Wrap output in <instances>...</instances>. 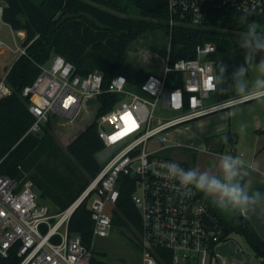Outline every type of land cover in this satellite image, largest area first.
<instances>
[{"label":"built area","instance_id":"built-area-1","mask_svg":"<svg viewBox=\"0 0 264 264\" xmlns=\"http://www.w3.org/2000/svg\"><path fill=\"white\" fill-rule=\"evenodd\" d=\"M263 7L264 0H167L168 46L162 72L147 74L132 89L124 74L103 86L101 71L80 74L59 54L40 64L34 82L21 92L30 98L27 107L34 116L27 132H38L53 115L72 121L89 101L99 106L98 96L104 92L116 94L117 100L96 118L103 142L97 152L103 157L100 170L64 209L52 210L40 201L30 178L20 181L0 173V254L15 248L20 257L17 264H90L94 240L107 236L112 227L110 209L119 196V177L130 176L140 222L134 238L140 252L136 264H159L166 257L171 264H210L224 226L200 190L168 174L166 164L187 171L185 162L162 151L179 145L166 135L169 128L248 99L238 95L205 104L204 99L218 87L216 45L205 42L196 47L194 57L169 63L171 30L180 23L203 27L210 18L257 13ZM2 11L0 4V30L7 24ZM4 49L12 50L0 40V51ZM12 51L26 54L21 43ZM169 72L181 73V82L166 86ZM5 74L0 75V98L11 93ZM158 101L180 113L155 116ZM85 199L93 220L89 247L68 227L72 213Z\"/></svg>","mask_w":264,"mask_h":264},{"label":"trees","instance_id":"trees-1","mask_svg":"<svg viewBox=\"0 0 264 264\" xmlns=\"http://www.w3.org/2000/svg\"><path fill=\"white\" fill-rule=\"evenodd\" d=\"M0 4L3 21L24 32L20 43L26 50L6 69L5 79L11 93L0 98V173L20 181L30 178L38 196L48 198L54 210H62L100 170L96 154L103 148V142L97 134L96 118L113 106L117 95L100 94L93 119L62 147L53 135L51 121L62 116L53 115L38 132H27L34 116L27 107L30 98L22 95V89L34 82L39 65L54 54L73 63L80 74L101 71L103 86L117 74H124L128 85L137 86L153 72L138 68L131 73L126 49L148 28L161 29L168 36L167 0H0ZM252 23L264 33V7L257 13L210 18L203 27L176 24L171 30L168 61L192 58L198 45L214 43L217 92L223 98L228 97L230 89L236 90L233 73L245 62L242 38ZM261 59L264 52L255 56V61ZM180 82L181 73L167 74L166 86ZM227 139L231 137L227 135ZM226 153L233 155L234 148H227ZM134 189L133 178L120 176L119 196L110 209L112 225L125 228L133 238L140 226L139 212L131 198ZM216 214L224 226L222 240L232 232L241 234L264 264V238L240 209L234 210L231 222ZM68 227L80 235L86 247L90 246L93 220L87 199L72 213ZM92 253L90 264H115L98 259L94 249ZM19 260L15 248H10L6 255L0 254V264H17ZM159 264L171 262L166 257Z\"/></svg>","mask_w":264,"mask_h":264},{"label":"rangeland","instance_id":"rangeland-1","mask_svg":"<svg viewBox=\"0 0 264 264\" xmlns=\"http://www.w3.org/2000/svg\"><path fill=\"white\" fill-rule=\"evenodd\" d=\"M23 36L24 34H22L20 30L11 28L9 24L1 25L0 40L12 50L17 44H20ZM167 46V39L161 29L148 28L142 36L132 41L126 49V61L129 65L130 72L134 73L138 68H143L153 73H161ZM12 50L4 49L0 51L1 74L19 55L18 52ZM47 63L48 60L44 64ZM258 75L259 73L256 69L249 66L247 79L249 81H254ZM132 88H134L133 85L130 86V89ZM230 90L229 95H233V93L236 92L234 89ZM221 98L222 96L219 93H211L204 99V103L209 104ZM96 107V103L89 101L87 106L81 110L71 123L68 121V118L65 117H60V120H56L55 122V119L51 120L53 135L62 147L65 146L67 141L82 129L85 124L93 119ZM153 112L155 116L161 118L173 117L180 113L179 110L164 107L160 101L156 103ZM257 120L264 125V100H246L228 109H219L207 115L190 119L167 130L166 135L168 138L179 142L182 146L178 148L174 147L172 150L165 149L162 153L165 155H172L175 151L177 157L184 160L188 169H195L199 173L206 172L209 175L219 174L222 172L220 166L222 156L206 149L209 144L205 142V134L218 131L216 129H222V131L230 130V132H236L237 134V152H243L244 155L242 158L244 161L250 162L252 160L253 162L252 167L244 166L241 170L244 174L245 172L263 174L262 177L264 178V133L257 130ZM241 124L246 125L244 132L240 131ZM221 133H223V136L226 134V132ZM238 154L239 153H237V155ZM96 157L100 163L103 162V157H100L98 154H96ZM263 178L257 180L259 184L256 187L257 189H250L248 193L250 196L253 193L259 192L260 198L264 197ZM242 186L246 187L244 185ZM246 188L248 189V187ZM204 196L223 219L229 222L233 221V213L237 208L229 206L222 211L217 207V201L214 196L210 195L213 200L208 198L207 193H204ZM38 199L47 204L50 209H55L48 198L40 197L39 195ZM261 201L257 202L258 205L251 207V210H255L254 215L259 221L264 215V209L260 207L264 205V200ZM133 236L134 235L125 228L112 225L107 236L97 237L94 240V255L100 260L113 262L115 264H136L140 259V252ZM223 242H229L230 245L232 244L233 255L229 257L231 262L240 260L242 263L246 264L247 259H245L242 254L249 255L251 250L245 239L239 233H230L228 238ZM229 249L231 250V247H229ZM236 250L239 251L241 259L235 254V252H237Z\"/></svg>","mask_w":264,"mask_h":264},{"label":"clouds","instance_id":"clouds-1","mask_svg":"<svg viewBox=\"0 0 264 264\" xmlns=\"http://www.w3.org/2000/svg\"><path fill=\"white\" fill-rule=\"evenodd\" d=\"M242 47L246 50L245 62L233 73L236 92L247 97L248 100H264V59L255 61L257 53L264 52V33H261L256 24L249 25L245 36L242 38ZM249 66L254 67L259 75L254 81L247 79ZM246 125H240V131L244 132ZM168 174L177 178L180 183L194 185L198 190L212 195L216 198L217 207L222 211L231 206L246 211L250 205H254L260 198V193L248 194L245 187L239 182L243 161L230 154H223L221 159V169L223 180L208 173H199L195 169L185 171L174 163L165 165Z\"/></svg>","mask_w":264,"mask_h":264},{"label":"crops","instance_id":"crops-1","mask_svg":"<svg viewBox=\"0 0 264 264\" xmlns=\"http://www.w3.org/2000/svg\"><path fill=\"white\" fill-rule=\"evenodd\" d=\"M20 31L22 32V34H24V32L22 30H20ZM5 72H6V69H5V71L3 73H5ZM2 74L0 73V75H2ZM213 93H218V92L216 91V92H213ZM238 95L239 94L237 92H234L233 95H229L228 97H225V98L222 97L221 99H218V100H222V99H226V98H231V97H235V96H238ZM237 104H239V103L233 104V105L228 106V107H225V108L228 109V108H230V107H232L234 105H237ZM220 109H224V108H220ZM217 110H219V109H217ZM212 112H214V111H212ZM212 112H210V113H212ZM256 123L258 125L257 130L260 131V132H262V133H264V125H262L259 120H257ZM216 130H218V131H215L214 133L213 132L212 133L209 132V133L205 134V142L209 144L206 149L208 151H211V152H214V153H218L219 156H222L223 154H227L226 153L227 148L233 147L234 148V154L236 156L234 154L232 156L233 157H238L241 161H243V167L244 166L245 167H252V163H253L252 160L250 162L244 161L243 158H242L243 155H244L243 152L242 151L237 152V141H238V138L236 136L237 135L236 132H230V130L222 131V129H216ZM221 132H226L225 136H223V133H221ZM227 135L231 137L230 140L227 139ZM174 142H176V141H174ZM177 143L179 145H176L175 146L176 148L182 146L179 142H177ZM219 147H222V150L221 151L218 150ZM237 153H239V154L237 155ZM240 153H242V154L240 155ZM172 154H174L175 156H177V154H176L175 151ZM262 175L263 174H259V173L255 174V173H250V172H245V174H244V172L241 170V175L239 177V182L241 183V185H244V186L248 187V189L246 187L245 188H246L247 192L249 193L251 188H256L259 185L257 180L259 178L260 179L263 178ZM212 176H216L217 178L223 180V173L222 172L219 173V174H214ZM207 196H208V198H210V200H213L210 197L209 194H207ZM261 200H264V197L263 198H260L258 201H261ZM261 202H259V203H261ZM254 205H258V204L256 203ZM254 205H250L246 211H242V210H240V211L242 212L243 215H245L250 220V222L252 223V225H253L254 229L256 230V232L262 238H264V215L262 216V219L259 221L257 219V217L254 215L255 210L254 211L251 210V207H254ZM260 207H262L264 209V205H262ZM227 238H225V239H227ZM225 239L219 241L215 245V247H214V253H213L214 255H213V258L211 259L210 264H245V263H242L240 260H237V262H231L230 261L229 257H232L231 255H233V253H232V244L230 245L229 242H223ZM229 247H231V250L229 249ZM215 248H216V250H215ZM249 248L251 250V253L249 255L242 254L245 257V259H247L246 260V264H263V259L261 257L255 255V253L253 252V250L251 249L250 246H249ZM236 251L237 252H235V254L241 259L240 255H239V251L238 250H236Z\"/></svg>","mask_w":264,"mask_h":264},{"label":"snow or ice","instance_id":"snow-or-ice-1","mask_svg":"<svg viewBox=\"0 0 264 264\" xmlns=\"http://www.w3.org/2000/svg\"><path fill=\"white\" fill-rule=\"evenodd\" d=\"M209 87H211V84H209Z\"/></svg>","mask_w":264,"mask_h":264}]
</instances>
